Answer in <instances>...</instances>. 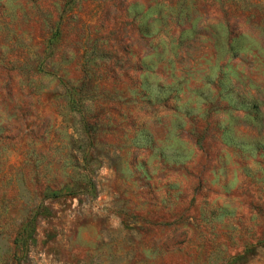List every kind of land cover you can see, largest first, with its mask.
Instances as JSON below:
<instances>
[{
  "label": "rangeland",
  "instance_id": "obj_1",
  "mask_svg": "<svg viewBox=\"0 0 264 264\" xmlns=\"http://www.w3.org/2000/svg\"><path fill=\"white\" fill-rule=\"evenodd\" d=\"M0 264H264V0H0Z\"/></svg>",
  "mask_w": 264,
  "mask_h": 264
}]
</instances>
